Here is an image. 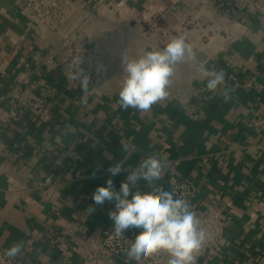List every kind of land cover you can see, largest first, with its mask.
I'll list each match as a JSON object with an SVG mask.
<instances>
[{
  "label": "crops",
  "instance_id": "0c3cea01",
  "mask_svg": "<svg viewBox=\"0 0 264 264\" xmlns=\"http://www.w3.org/2000/svg\"><path fill=\"white\" fill-rule=\"evenodd\" d=\"M74 1L87 6L123 2L143 10L160 0ZM212 6L231 23L232 39L211 54L195 52V60L188 62L197 63L199 78L194 76V90L183 101L168 98L141 112L121 109L119 93L102 86L87 91L73 86L62 69H36L33 54L52 49L59 33L38 30L20 0H0V60H8L7 75L0 74V240L5 250L22 241L17 259L23 264H82L85 247L109 220L111 202L95 205V189L111 178L118 191L128 174L112 177L108 167L119 161L135 167L157 154L167 158L158 186L169 191L172 176L190 180L198 210L224 206L230 216L227 244L197 264H264V215L253 212L264 200V126L256 125L264 119V21L257 15L244 21L231 16L225 0H214ZM212 28L217 26L208 27L209 34ZM201 67L222 69L225 84L208 91ZM24 78L51 101L49 123L10 116L6 93ZM224 88L232 90L227 103ZM85 96L88 102L82 104ZM123 143H130L129 152L121 149ZM176 159L181 162L174 164ZM49 174L52 184L44 187ZM137 187L150 191L143 180ZM72 225H81L82 232L60 234Z\"/></svg>",
  "mask_w": 264,
  "mask_h": 264
},
{
  "label": "built area",
  "instance_id": "2783aa9c",
  "mask_svg": "<svg viewBox=\"0 0 264 264\" xmlns=\"http://www.w3.org/2000/svg\"><path fill=\"white\" fill-rule=\"evenodd\" d=\"M20 1L38 30L42 33H59L60 35L48 52L36 51L33 54L31 61L35 68L44 69L47 72L58 68L62 69L70 83L80 89L82 87L79 81L74 78L77 58L81 59L79 68L83 69L84 74L89 77L88 88L102 86L106 90L119 93L126 75L123 72V55L134 58L144 54L147 50H153L152 43L142 47V43L148 44L143 40L149 41L152 38L156 45L158 43L156 35L154 38V35L148 36L146 32L140 34L137 30V23L141 22V14L151 17L153 11L161 9L159 6L161 1L157 6H154V10L151 9L153 3L143 10H137L123 2L112 6L106 3L87 6L83 2L74 0ZM196 1L213 4L214 0ZM225 1L228 3L231 16L244 21L250 15H257L264 21V0ZM230 34L234 35L233 32ZM132 37H135L134 45L137 49H131V46L124 45V42ZM196 64V62L182 63L176 66L172 83L167 89L169 94L165 99L175 98L183 101L187 92L194 90V76L199 78ZM101 66V70L98 71V67ZM7 68L8 60H0V74L7 75ZM28 83L29 79L24 78L9 87L6 99L10 107V116L13 119L28 118L35 125L49 123L53 119L51 101L35 92L28 86ZM251 84L248 82L246 86H251ZM256 125L264 126V119H258ZM221 139L228 142L224 136ZM202 160L204 163L208 162V155H204ZM179 162L181 159L174 160V164H179ZM52 180L53 174H49L43 186L51 185ZM169 192L173 193L174 198L186 199L200 219L201 227L211 234L197 259L205 255H216L219 249L227 244L225 228L230 216L223 210L224 206L198 210L194 205L193 182L178 176L171 177ZM45 196L50 199L52 195L47 191ZM228 204H230L229 201L225 205ZM107 208L109 216V212L115 210L114 202L109 203ZM253 212L264 215V200L255 204ZM82 230L81 225H72L67 231H62L60 234H65V232L77 234ZM137 234L136 229H130L123 236H116L113 230V221L109 218L102 227L100 237L85 247L82 264H118V260L122 258L129 261L125 249L130 246V240H134ZM60 249L66 251V243L61 242ZM4 253L5 249L0 240V264H23L17 257L11 259ZM168 259L166 253H161L145 260L144 264H167Z\"/></svg>",
  "mask_w": 264,
  "mask_h": 264
},
{
  "label": "clouds",
  "instance_id": "9594fccd",
  "mask_svg": "<svg viewBox=\"0 0 264 264\" xmlns=\"http://www.w3.org/2000/svg\"><path fill=\"white\" fill-rule=\"evenodd\" d=\"M196 53L192 46L181 35L173 38L163 48H154L144 54L129 58L123 55V72L126 73L119 91L118 104L121 109L129 108L146 112L157 102L168 96V87L172 83L176 66L186 59L195 60ZM74 78L82 89L87 91L89 77L84 74L80 57L77 58ZM98 67V71L101 70ZM201 74L207 78L206 87L216 92L225 84V72L200 68ZM231 89L221 92L225 103L231 99ZM87 97L81 98L87 104ZM124 152L131 150L130 143L121 144ZM167 158L157 154L148 155L135 167L125 168L124 161L111 164L107 171L112 177L127 171L120 189H115L113 180L109 178L106 186H98L93 193L95 205H103L105 201L114 202L115 210L109 212L113 221L116 236H123L127 230L140 229L125 254L130 260L140 262L142 259L166 253L167 264H197V258L210 238V233L201 227V221L192 210L191 204L183 198H174L172 192L164 190L155 181L163 178ZM143 180L150 191L142 192L137 187ZM133 188H136L133 191ZM131 197V198H129ZM95 208L91 209L93 212ZM23 242L14 243L5 250V256L14 259L22 254Z\"/></svg>",
  "mask_w": 264,
  "mask_h": 264
},
{
  "label": "rangeland",
  "instance_id": "374dc122",
  "mask_svg": "<svg viewBox=\"0 0 264 264\" xmlns=\"http://www.w3.org/2000/svg\"><path fill=\"white\" fill-rule=\"evenodd\" d=\"M160 1L161 4L159 6H161V9L153 11L151 17L141 14V22L137 23V30L140 34L146 32L148 36L154 35V38L156 35L158 43L156 45L151 38L149 41L143 40V42L148 44L142 43V47L152 43V49L163 48L173 38L183 35L186 38V42L192 46L194 52L211 54L218 51L216 49L221 44L223 45L232 39L233 36L230 34V30L228 31V28H233L230 26L231 23L226 19H222L212 4H205L203 2H197L196 0ZM158 3L159 1L154 3L151 9L154 10V6H157ZM132 23L136 24L134 22ZM210 26H217L218 30H213L209 34V30L206 28ZM192 30H195L194 34L190 33ZM134 38H129L124 42V45L131 46V49H137L136 45H134ZM212 38L214 39L210 43ZM188 61L186 59L182 63L189 64Z\"/></svg>",
  "mask_w": 264,
  "mask_h": 264
},
{
  "label": "bare ground",
  "instance_id": "6f19581e",
  "mask_svg": "<svg viewBox=\"0 0 264 264\" xmlns=\"http://www.w3.org/2000/svg\"><path fill=\"white\" fill-rule=\"evenodd\" d=\"M208 30V28H206ZM213 30H218L217 28H212L210 31L212 32ZM232 31L230 28H228V31ZM188 31V30H187ZM195 30L190 31V33L194 34ZM187 34V33H186ZM208 36V35H207ZM222 37V36H221ZM223 38V37H222ZM214 38L211 39L210 43L213 41ZM155 41V40H154Z\"/></svg>",
  "mask_w": 264,
  "mask_h": 264
}]
</instances>
